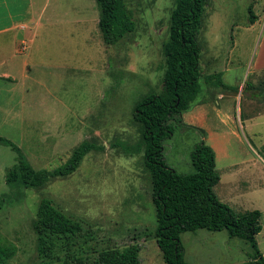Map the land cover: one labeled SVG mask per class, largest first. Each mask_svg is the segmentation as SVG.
Here are the masks:
<instances>
[{"label": "rangeland", "instance_id": "obj_1", "mask_svg": "<svg viewBox=\"0 0 264 264\" xmlns=\"http://www.w3.org/2000/svg\"><path fill=\"white\" fill-rule=\"evenodd\" d=\"M207 2L198 35V96L207 100L208 128L182 116L164 142V156L176 171L193 173L196 144L210 132L224 134L225 155L217 162L223 180L215 191L236 213L262 212L257 242L264 255V70L258 73L264 60V0ZM127 3L136 28L116 45L103 41L96 0H37L52 25L39 28L34 45L28 38L24 53L5 50L1 69L17 81L0 78V136L18 145L34 169L52 171L86 139L105 146L86 154L72 174L26 187L6 181L17 152L0 143V245L15 249L8 264H94L100 251L133 242L140 245V264H166L154 236L157 212L145 150L131 146L143 140L135 106L163 90L162 48L175 0ZM23 60L31 65L28 78L15 66ZM216 73L237 90L207 83ZM238 170L246 182L228 184L226 174ZM43 198L65 212L68 232H35L32 223ZM181 240L192 264H247L251 252L247 241L227 230L188 231Z\"/></svg>", "mask_w": 264, "mask_h": 264}, {"label": "trees", "instance_id": "obj_2", "mask_svg": "<svg viewBox=\"0 0 264 264\" xmlns=\"http://www.w3.org/2000/svg\"><path fill=\"white\" fill-rule=\"evenodd\" d=\"M96 2L100 11L99 28L106 45H116L135 31L134 12L127 0ZM207 3V0H175L170 14L169 37L162 48L165 58L163 90L148 95L135 106L134 117L143 123L144 130L142 143L131 147L136 151L143 147L145 150L157 212L158 226L154 236L166 264H189L185 259L181 235L199 229L227 230L230 237L244 239L251 246L247 264H264V255L257 242V235L262 231V212L252 209L236 213L219 198L214 187L221 177L213 148L205 140L196 144L191 153L195 168L193 173L176 171L168 165L164 156L165 140L172 136L173 126L182 122V114L193 106L201 91L202 47L198 35ZM206 81L237 90V87H231L222 80V73L208 75ZM0 143L11 146L17 152V163L8 169L6 181H19L26 187H40L50 176H68L77 170L92 149L105 148L86 139L74 148L65 163L48 171L34 169L21 148L11 140L0 136ZM129 146L126 144L124 147L128 152L131 151ZM3 204L4 198L0 197V209ZM32 225L40 235L46 232L65 233L71 229L65 212L49 198L41 200ZM14 252V248L0 245V264H8ZM139 252L138 242L104 249L94 264H140Z\"/></svg>", "mask_w": 264, "mask_h": 264}, {"label": "crops", "instance_id": "obj_3", "mask_svg": "<svg viewBox=\"0 0 264 264\" xmlns=\"http://www.w3.org/2000/svg\"><path fill=\"white\" fill-rule=\"evenodd\" d=\"M43 1L44 0H42V3ZM45 12H46L45 6H42V8L38 9L37 0H0V78L11 81H17L16 76H12L13 73L10 72V70L1 69L6 63L4 59L5 50L8 49L13 55H17V54L20 55L24 53L29 48L27 46L28 38H30L29 41H31V43H33L34 45L35 44L34 38L38 37L39 28L41 26H46L47 23L52 25L51 20L44 21ZM36 26L38 28H36ZM35 28H36V32H33ZM9 37L10 39H8ZM23 47H25V49H23ZM15 66L19 67V71L21 75H23L26 78L30 76L29 74L32 71V69L28 60H23L21 63H15ZM258 66L261 67L260 70L258 71L259 73L260 71L264 70V60L262 61V63H259ZM220 96H223V94L218 93V98H220ZM205 102H207L205 97L200 100L199 96H197L196 100L194 101V105H193L194 107L190 110V113H188L190 115H188L187 111H185L182 115L183 120L187 118L189 122L196 123L202 128L207 127L208 123L206 122V118H203V116L205 115L203 111L204 108L203 105H205ZM217 105L220 106L219 103H217ZM234 105H236V103ZM238 109H240L239 106ZM184 115H186V118ZM226 140L227 139L224 134H214V132H210V135L208 136L207 140H205L206 143L213 148L216 155V162H218V159L220 157H224L225 155L223 154L224 149L222 148V146L226 142ZM216 168L218 169L217 165ZM247 169L248 167H246L244 171H246ZM218 171L221 177L220 182H222L223 173H221L219 169ZM237 173L238 174L232 172L226 174L225 179L228 181V184L236 186L238 184L243 183V181L246 182L245 180L246 177H244L241 174L243 172L238 170ZM184 248H185V259L189 264H192L190 260L187 258V248L185 244H184Z\"/></svg>", "mask_w": 264, "mask_h": 264}, {"label": "built area", "instance_id": "obj_4", "mask_svg": "<svg viewBox=\"0 0 264 264\" xmlns=\"http://www.w3.org/2000/svg\"><path fill=\"white\" fill-rule=\"evenodd\" d=\"M23 49H25V47H23Z\"/></svg>", "mask_w": 264, "mask_h": 264}]
</instances>
